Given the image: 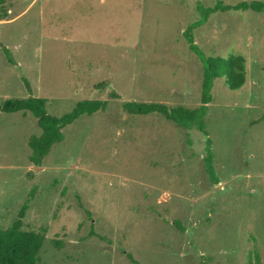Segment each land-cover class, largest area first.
Wrapping results in <instances>:
<instances>
[{
  "label": "rangeland",
  "instance_id": "1",
  "mask_svg": "<svg viewBox=\"0 0 264 264\" xmlns=\"http://www.w3.org/2000/svg\"><path fill=\"white\" fill-rule=\"evenodd\" d=\"M215 1L0 2V42L14 57L0 49V102L45 97L54 115L108 102L66 126L40 165L28 144L37 119L0 113V229L30 198L23 228L45 234L38 264H264V11H217L194 30L207 55L247 65L238 90L215 80L207 135L123 108L201 103L203 66L183 31Z\"/></svg>",
  "mask_w": 264,
  "mask_h": 264
},
{
  "label": "trees",
  "instance_id": "2",
  "mask_svg": "<svg viewBox=\"0 0 264 264\" xmlns=\"http://www.w3.org/2000/svg\"><path fill=\"white\" fill-rule=\"evenodd\" d=\"M3 0H0V2ZM201 11V18L190 23L183 31V35L189 45L200 58L203 66V82L201 91V103L195 108L184 106H171L162 102H142L127 101L123 108L133 115L161 114L173 121L176 125L184 128L196 126L205 135L208 134L204 116L209 102L212 100V88L215 80L223 78L225 85L230 90H238L247 79L246 57L243 54H231L229 56L207 55L197 45L194 39V30L207 22L209 16L217 11L228 10H253L264 11V0L240 1L235 4L224 3L223 0H216L214 5L205 6L198 4ZM6 17L7 14H3ZM2 17V18H3ZM0 49L5 54L10 63H14L8 47L0 42ZM24 82L27 89L31 91L28 80ZM47 98L28 95L24 98H7L0 102L1 112H30L37 119V124L41 129L39 135H31L28 144L31 147L30 161L35 165H40L42 160L49 154L51 147L62 141L64 138L63 129L78 119L81 115H92L98 111H103L107 107V100L84 99L78 101L68 112L62 115H54L47 110ZM206 156L204 163L208 175L215 176L213 165L214 154L211 149V139H206ZM33 192L30 191V196ZM30 198L21 206L17 218L12 224L0 229V264H38L39 253L45 240V234L41 231L26 230L23 228V217L29 207ZM129 257H132L129 255Z\"/></svg>",
  "mask_w": 264,
  "mask_h": 264
}]
</instances>
